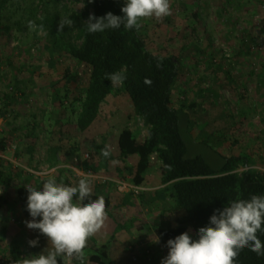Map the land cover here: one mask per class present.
<instances>
[{"label": "rangeland", "instance_id": "obj_1", "mask_svg": "<svg viewBox=\"0 0 264 264\" xmlns=\"http://www.w3.org/2000/svg\"><path fill=\"white\" fill-rule=\"evenodd\" d=\"M91 2L10 0L0 13V143L5 144L0 165L14 172L12 187H0L8 202L0 214V264H29L50 247L46 236L29 229L18 216L17 189L23 185L40 189L46 180L55 179L76 186L86 176L92 194L112 193L115 214L126 213L124 223L143 212L156 226L161 215L176 211L170 187L161 185L156 157L142 187L133 183L135 157H120L117 142L123 130L140 140L146 134L129 98L115 92L97 121L81 132L80 109L73 100L87 85L90 69L73 63L70 88L75 92L66 98V54L53 51L48 31L36 35L35 15L53 16L59 28L61 19L73 21L60 29L66 40L75 39L78 22H85L76 14L90 12ZM169 5V15L141 18L139 25L151 52L179 58L174 106L188 108L198 142L221 135L222 155L244 156L251 169L264 171V0H169ZM6 94L15 105L6 107ZM208 157H213L210 151ZM130 233L131 239L140 238ZM188 234L196 239L192 230ZM37 239L32 247L29 242ZM140 239L138 243H151L158 238L155 234Z\"/></svg>", "mask_w": 264, "mask_h": 264}, {"label": "trees", "instance_id": "obj_2", "mask_svg": "<svg viewBox=\"0 0 264 264\" xmlns=\"http://www.w3.org/2000/svg\"><path fill=\"white\" fill-rule=\"evenodd\" d=\"M9 2L0 0V13ZM123 6L124 0H92L88 6L90 12L76 14L77 20L85 22H78L75 39L71 37L68 40L55 17L38 18L35 15L36 35L48 31V42L53 51L66 54L67 65L63 75L67 82L66 98L75 92L70 88L73 63L84 64L90 69L87 85L75 94L73 100L80 109L77 126L81 132H86L97 121L103 104L115 92L129 98L135 115L146 128V134L140 140L131 130H123L118 137V150L124 161L135 157L133 183L137 187L144 186L152 158L156 157L161 163V185L170 187L176 206L172 214L161 215L157 224L156 235L163 242L167 256L169 239L189 230L197 239L198 230L209 225V219L217 209L222 210L234 200L264 195V171L251 169L249 159L244 156L222 155L218 151L224 142L221 135L210 136L201 142L193 137L188 108L174 106V91L180 77L179 58L151 52L141 35L140 25L131 30L122 25L119 29L102 33L87 31L86 23L90 16L99 18L109 12L122 16ZM112 75L120 78L113 81ZM16 102L10 95H3L6 107ZM4 145L1 142L0 149ZM209 151L213 157L207 158ZM13 183V170H5L0 165V187L10 189ZM28 186L17 189L18 214L22 221L31 219L27 211ZM98 197L101 196L91 194L92 200ZM102 197L107 216L118 222L112 211V199ZM88 202L86 199L83 203ZM7 204L4 196L0 195V214ZM139 219L145 224L142 216ZM118 228L122 230L119 222ZM258 236L264 242V233H258ZM17 253L23 255L21 251ZM103 257L107 258L104 249L92 255L90 260L102 264ZM61 264H64L63 260ZM234 264H264V256L244 248L234 258Z\"/></svg>", "mask_w": 264, "mask_h": 264}, {"label": "clouds", "instance_id": "obj_3", "mask_svg": "<svg viewBox=\"0 0 264 264\" xmlns=\"http://www.w3.org/2000/svg\"><path fill=\"white\" fill-rule=\"evenodd\" d=\"M123 15L111 12L97 18L92 15L86 23L89 33L109 29L138 28L141 18H161L170 14L169 0H124ZM70 18H63L60 28L71 26ZM112 75L113 81L119 79ZM27 211L32 218L26 221L29 229L38 230L49 240L50 247L30 259L29 264H71L73 258L85 264L84 249L88 239L97 233L107 218L104 198L91 199L92 188L88 177L78 185L69 186L48 179L40 189L27 187ZM88 203H83L85 200ZM264 233V195L239 199L217 209L209 225L198 230L193 239L187 232L167 241L168 255L161 264H234V258L244 248L264 256V242L258 236ZM159 243V237L155 240ZM36 247L39 240H31ZM59 258V259H58Z\"/></svg>", "mask_w": 264, "mask_h": 264}, {"label": "crops", "instance_id": "obj_4", "mask_svg": "<svg viewBox=\"0 0 264 264\" xmlns=\"http://www.w3.org/2000/svg\"><path fill=\"white\" fill-rule=\"evenodd\" d=\"M68 169L72 172L73 170L78 171L73 167H68ZM0 195L2 194L0 193ZM111 195L112 193H106L103 196L113 198ZM124 196L125 194L121 197ZM112 211L121 224L122 230L118 228V222L115 219L107 216L101 229L88 239L84 252L85 264H98L91 261L90 258L103 249L107 254V258H102V264H161L162 259L166 257V253L164 244L160 239L159 243L154 241L151 243H138L141 237L145 238V236L152 237L155 235L157 225H152L143 212L133 214L132 218H130L133 221L124 223V217L122 218V216L126 215V213L123 214V212L119 211L118 214H115L113 208ZM141 216L145 224L139 219ZM131 231L141 235H138L140 238L135 240L133 236V239H131ZM156 238H158L157 235ZM15 247L18 249L17 246ZM71 264H80V261L73 258Z\"/></svg>", "mask_w": 264, "mask_h": 264}, {"label": "built area", "instance_id": "obj_5", "mask_svg": "<svg viewBox=\"0 0 264 264\" xmlns=\"http://www.w3.org/2000/svg\"><path fill=\"white\" fill-rule=\"evenodd\" d=\"M0 163H1V158H0Z\"/></svg>", "mask_w": 264, "mask_h": 264}]
</instances>
